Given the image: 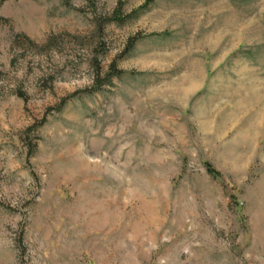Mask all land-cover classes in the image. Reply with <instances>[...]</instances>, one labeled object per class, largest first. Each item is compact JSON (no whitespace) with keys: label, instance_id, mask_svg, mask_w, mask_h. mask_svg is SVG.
<instances>
[{"label":"rangeland","instance_id":"1","mask_svg":"<svg viewBox=\"0 0 264 264\" xmlns=\"http://www.w3.org/2000/svg\"><path fill=\"white\" fill-rule=\"evenodd\" d=\"M0 264H264V0H0Z\"/></svg>","mask_w":264,"mask_h":264},{"label":"trees","instance_id":"2","mask_svg":"<svg viewBox=\"0 0 264 264\" xmlns=\"http://www.w3.org/2000/svg\"><path fill=\"white\" fill-rule=\"evenodd\" d=\"M209 170L211 171V168L209 167Z\"/></svg>","mask_w":264,"mask_h":264}]
</instances>
